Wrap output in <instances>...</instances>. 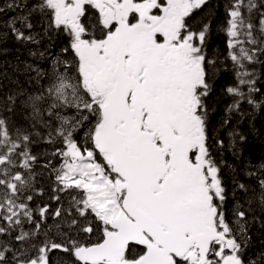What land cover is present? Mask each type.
Masks as SVG:
<instances>
[{
  "label": "snow or ice",
  "instance_id": "6c2138e0",
  "mask_svg": "<svg viewBox=\"0 0 264 264\" xmlns=\"http://www.w3.org/2000/svg\"><path fill=\"white\" fill-rule=\"evenodd\" d=\"M10 46L0 264H264V161L224 159L264 114V0H0Z\"/></svg>",
  "mask_w": 264,
  "mask_h": 264
},
{
  "label": "trees",
  "instance_id": "16d2710c",
  "mask_svg": "<svg viewBox=\"0 0 264 264\" xmlns=\"http://www.w3.org/2000/svg\"><path fill=\"white\" fill-rule=\"evenodd\" d=\"M219 43V41H217ZM19 56L20 59H26L27 55L25 52L20 51L16 52L13 48H9V52L6 56L0 57V60H4L9 62L10 64L16 63V57ZM11 74V68L7 69ZM227 77L224 80H221L218 84V88H221L223 84L226 82ZM218 101L217 111L212 113L214 117V122H218L223 114L224 102L220 100L219 96L216 97ZM236 122L234 121V124ZM237 131L242 133L246 140L243 142L241 156L242 159H236L232 156L231 152L224 153V159L227 164L238 166L242 163L248 164L251 162L259 163L264 161V114H260L259 112L256 114L251 123L247 120L238 123ZM223 132V130H222ZM225 140L227 142V136L225 135ZM230 170L226 169V172Z\"/></svg>",
  "mask_w": 264,
  "mask_h": 264
}]
</instances>
